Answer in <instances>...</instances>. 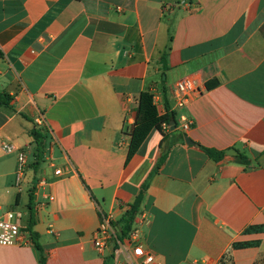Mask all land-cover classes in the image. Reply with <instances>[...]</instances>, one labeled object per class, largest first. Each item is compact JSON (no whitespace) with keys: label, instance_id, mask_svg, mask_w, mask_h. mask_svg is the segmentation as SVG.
Returning a JSON list of instances; mask_svg holds the SVG:
<instances>
[{"label":"crops","instance_id":"crops-1","mask_svg":"<svg viewBox=\"0 0 264 264\" xmlns=\"http://www.w3.org/2000/svg\"><path fill=\"white\" fill-rule=\"evenodd\" d=\"M185 78L199 93L176 110ZM146 91L174 125L127 161ZM4 143L26 154L19 188ZM146 181L135 217L155 264H264V0H0V207L26 211L0 264H40L30 215L45 264H141L93 236L102 215L121 229Z\"/></svg>","mask_w":264,"mask_h":264},{"label":"built area","instance_id":"built-area-1","mask_svg":"<svg viewBox=\"0 0 264 264\" xmlns=\"http://www.w3.org/2000/svg\"><path fill=\"white\" fill-rule=\"evenodd\" d=\"M175 88L178 92L176 110H182L187 102L199 93L198 86L193 79H182L176 82ZM178 121L182 131L191 127V122L184 113L178 115ZM35 123L42 125V120L37 118ZM163 130H168L167 124L162 125ZM2 149L6 153L17 152V166L15 172L14 186L19 188L22 185L25 167L26 154L18 151L9 143L2 144ZM19 215L14 209L1 212L0 209V247H12L26 244L19 224ZM147 217L141 213L135 217L134 225L128 231L118 229L110 215H102L94 236L93 246L96 251L103 253L108 251L114 258L115 263L120 256L125 260L131 258L139 259L141 264H155V255L145 249L141 241V228L148 224Z\"/></svg>","mask_w":264,"mask_h":264},{"label":"trees","instance_id":"trees-1","mask_svg":"<svg viewBox=\"0 0 264 264\" xmlns=\"http://www.w3.org/2000/svg\"><path fill=\"white\" fill-rule=\"evenodd\" d=\"M211 85H207V88H210ZM167 109V108H166ZM174 121V114L171 112H166L165 115H159L156 105L154 104L153 94L149 91L142 92L139 96L138 107L136 110L135 120L129 134L130 141H129V148L127 153V161L137 152L141 144L144 142L146 137L148 136L149 132L152 129H157L162 131V125L167 124L171 127L170 123ZM31 137L33 139V143L35 144L36 153H35V160L32 164L33 169H37L38 164L42 161V154L44 149V140L45 136L33 129L31 131ZM204 154L212 160H220L223 157L222 151H216L213 149L200 147ZM168 152V148L163 149V153L157 163L156 170L164 163L166 159V155ZM241 159H244L242 155H238ZM147 188V181L142 186L134 204L130 206V208L126 211L123 218L120 221L122 231H128L134 221L135 215L138 212L139 205L143 199L144 192ZM33 200L32 192H30V205L29 208L31 209V204ZM33 218L30 215L28 219V223L26 226V232L29 234V239L32 241L34 247L40 251V264H45V258L42 254V250L38 245L37 238L34 235L32 228H33Z\"/></svg>","mask_w":264,"mask_h":264},{"label":"rangeland","instance_id":"rangeland-1","mask_svg":"<svg viewBox=\"0 0 264 264\" xmlns=\"http://www.w3.org/2000/svg\"><path fill=\"white\" fill-rule=\"evenodd\" d=\"M0 209H1V212H5V211L9 210V208H6V207H0ZM15 212L17 213V215L20 214L22 222L25 221L26 211H23V208H18Z\"/></svg>","mask_w":264,"mask_h":264},{"label":"water","instance_id":"water-1","mask_svg":"<svg viewBox=\"0 0 264 264\" xmlns=\"http://www.w3.org/2000/svg\"><path fill=\"white\" fill-rule=\"evenodd\" d=\"M170 125L171 126L174 125V122H171ZM184 140H185V143L191 144V141L188 138H184Z\"/></svg>","mask_w":264,"mask_h":264}]
</instances>
